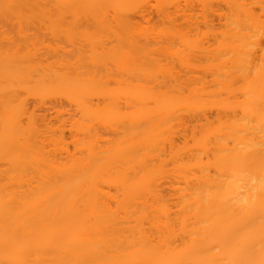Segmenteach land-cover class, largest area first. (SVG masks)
Wrapping results in <instances>:
<instances>
[{
	"label": "bare ground",
	"instance_id": "obj_1",
	"mask_svg": "<svg viewBox=\"0 0 264 264\" xmlns=\"http://www.w3.org/2000/svg\"><path fill=\"white\" fill-rule=\"evenodd\" d=\"M143 1L0 0L1 262L264 264V42L257 55L248 41L264 37L256 0L245 4L253 10L225 4L230 41L222 50L213 36L210 48L230 59L216 65L214 51L216 67L190 33L196 0H159L154 21ZM209 68L229 87L243 79L240 89L209 79L240 98L211 92Z\"/></svg>",
	"mask_w": 264,
	"mask_h": 264
},
{
	"label": "rangeland",
	"instance_id": "obj_2",
	"mask_svg": "<svg viewBox=\"0 0 264 264\" xmlns=\"http://www.w3.org/2000/svg\"><path fill=\"white\" fill-rule=\"evenodd\" d=\"M141 1H142V0H140V2H141ZM148 1L152 2L151 4H149L150 8L148 7V3H150V2H148ZM148 1H146V2L143 1V7H142V10H141V11L143 12L144 8H145V11H146V7H148V10H147V11H150V13H151V12L154 13V11H155L154 14L156 15V13H157V16H158V12L156 11L157 9H155V8H156V6H157L156 4H158L159 0H158V1H157V0H148ZM153 1H154V2H153ZM160 1H163V0H160ZM164 1H166V0H164ZM170 1H171V0H170ZM175 1H176V2L179 1L178 3H180L181 1H184V0H181V1H180V0H175ZM175 1L173 2V0H172L171 2H168V3H172V2H173V3H176ZM192 1H193V0H192ZM194 1H195V0H194ZM194 1L191 3L190 1L187 0L186 4H191V5H192V4H195ZM208 1H209V0H207V1L205 2V5L202 4V3H201L202 5H201V4H200L201 0H200V1H199V0H196V4H197V2H198V4H199V9H198V4H197V5L195 4V10H196V12H197L196 15L199 16V17L194 18V16H196V15L194 14L195 11H194V12H190V13H192V14L194 15V16L191 17V19H193V20L196 19V21H198V20L201 21V22L198 21L199 23H198V22L191 21V22H194L195 24L198 23V26H197V24H196V26L198 27V29H197L196 31H195V30H191V32H190V33H192V31H194V33L192 34V36H194V35H195V32H197L195 38H198V39H200V37H201V39L203 38L202 41H201V43H200V40L195 39V41L197 40L195 43L199 42V44H198V43H197V45L195 44L196 48H197L200 44H202V46L200 45L199 48L201 47V48H203V49L205 50V49L208 47L209 49H207V50H211V53H210V51H207V52H206V51H202V52H204V53H203V56L205 57V60H206L207 62L204 61V58H201V57L199 56V55L202 56L200 50H199V52L197 51V52H198V55H197V53H196V55L199 56V58L202 59V60H200V61H202V63H204V62H205V63H208V62H209V63H210V62L214 63L213 61L217 58V56L214 55V54H216L217 52H221V50H217V52L215 51V50L217 49V47H216L217 42L220 40V38H221L222 40H220L218 43L221 44V43H222L221 41H223V40H224V43L227 42V41H225V40L227 39L226 36L224 37L223 32H221V31H224L225 33L227 32V23H228V21H224V18H225V17H222V14H225V13L227 12V11H225L226 9H227L228 11H230V9H231V6H230L231 3H230V2H232L233 0H232V1L229 0L228 3H227V0H226V2H224L225 0H216V1H215V0H211L210 2H208ZM213 1H214V2H213ZM238 1H239V0H238ZM240 1H241V0H240ZM248 1H249V0H247V2L244 3V0H243L242 2H243L244 5H245L246 3H247V4L249 3ZM252 1H254V0H252ZM252 1H251V2H252ZM256 1H258V0H256ZM256 1H254V5H255V6L253 5V7L255 8V12H256V13H254V11H252V12H253L254 14H257V13H258V15H259V13H260L259 16L262 15V16H261V17H263L262 20H264V15H263L264 12H262V11H259V12H258L257 7L260 6V5H259V2H258V4L256 5ZM166 2H167V1H166ZM184 2H185V1H184ZM184 2H183V4H184ZM188 2H190V3H188ZM202 2H204V0H203ZM212 2H213L214 4H216V5L218 4L219 6H218V5H217V6H215V5L212 6V4H213ZM217 2H218V3H217ZM219 2H220V3H219ZM223 2H224V3H223ZM251 2H250V4H248V5H251ZM261 2H263V4H264V1H263V0H262ZM261 2H260V4L262 5ZM144 3L147 4V6H145ZM155 3H156V4H155ZM161 3H162V2H161ZM161 3H160V5H161ZM164 3H165V2H164ZM168 3H165L164 5L166 6ZM181 3H182V2H181ZM209 3H210V4H209ZM252 3H253V2H252ZM139 4H140V6H141L142 2L139 3ZM139 4H138V5H139ZM152 4H153V5H152ZM154 4H155V5H154ZM162 4H163V3H162ZM176 4H177V3H176ZM183 4H182V5L179 4V6H180V7H181V6L183 7V6L185 5V4H184V5H183ZM223 4H224V5H223ZM225 4H226V5H227V4H228V5L230 4V5L228 6L230 9H229V8H226L227 6H226ZM169 5H170V4H168V7H171V9H172V7L176 6V5H174V4H173V6H172V5L169 6ZM220 5H221V6H222V5L224 6V7L222 6L223 9L221 8ZM154 6H155V8H154ZM162 6H163V5H162ZM185 6H186V8H188V7H187L188 5H185ZM185 6H184L183 8L181 7L182 9H181V8H179V9H181V11H182L183 9H186ZM207 6H208V8H206ZM209 6H210V7H209ZM225 6H226V7H225ZM245 6H246V5H245ZM251 6H252V5H251ZM138 7H139V6H138ZM168 7H167V8H168ZM193 7H194L193 5H192L191 7H190V5H189V8H193ZM204 7H205V8H204ZM214 7L216 8V11L214 10V9H215ZM246 7L249 8L248 6H246ZM253 7H251L252 9H251V8H249V9L253 10V9H254ZM153 8H154V9H153ZM189 8H188V10L190 11ZM201 8H204V9H201ZM209 8H210V9L213 8L214 11H213V10H210ZM218 8H220V9H218ZM261 8H262V7H261ZM263 8H264V5H263ZM152 9H153L154 11H152ZM179 9H178V11H179ZM197 9H198V10H197ZM221 9L224 10V11L222 12ZM258 9L261 10L260 7H258ZM165 10H167V12H170V11H171V10L169 11V8H168V9H165ZM173 10H174V9H173ZM173 10H172V12L176 11V10H174V11H173ZM188 10H184V11L186 12V11H188ZM192 10H194V9H192ZM202 10H203V11H202ZM209 10H210V11H209ZM217 10H220V11L217 12ZM204 11H205V12L207 11V12L205 13ZM208 11H209V13H208ZM263 11H264V9H263ZM200 12L204 13V14H202L203 18H201V14H200ZM210 12H211L213 15H212ZM213 12H214V13H213ZM219 12H221V13H219ZM224 12H225V13H224ZM230 12H232V10H231ZM153 13H151V14L148 13L150 17H149V16H147V17H148L150 20H153V19L157 18V17H155V15H154V18L151 19V18L153 17ZM170 13H171V12H170ZM170 13H169V14H170ZM177 13H178V12H177ZM179 13H180V16H181V12H180V11H179ZM179 13H178V15L175 13V14H176V18H177V16H179ZM207 13H208V14H211V15H208ZM261 13H262V14H261ZM148 14L146 13L145 16L148 15ZM175 14H174V15H175ZM192 14H189V12L186 13V15H187V16L189 15V17H190ZM199 14H200V15H199ZM205 14L208 15V17H210L209 20H211V21L207 20L208 17H206ZM227 14H228V15H227ZM227 14H225V15H226V16H229V12H228ZM151 15H152V16H151ZM172 15H173V14H172ZM172 15H170L171 18L174 16V15H173V16H172ZM220 15H221V16H220ZM170 16H169V17H170ZM180 16H179V18H180ZM182 16L185 17V14L183 15V12H182ZM223 16H224V15H223ZM259 16H258V17H259ZM140 17H141V16H140ZM204 17H205V19H204ZM141 18H142V17H141ZM159 18H160V17H159ZM182 18H183V17H182ZM198 18H200V19H198ZM206 18H207V19H206ZM219 18H220V19L223 18L222 21H220ZM259 18H260V17H259ZM135 19H138V20H139L140 18H139V16H138L137 18L135 17ZM185 19H186V18H185ZM185 19L182 20V21H185ZM187 19H189V18H187ZM187 19H186V20H187ZM156 20H158V19H156ZM213 20H214V21H213ZM225 20H227V19L225 18ZM153 21H154V20H153ZM180 21H181V20H180ZM206 21L209 22V23L207 24L208 27L206 26V23H205ZM220 22H221V23H220ZM219 23H220V25H219ZM224 23H225V24H224ZM192 24H193V23H192ZM192 24L190 23V26H191ZM195 24H194V25H195ZM199 24H200V26H201V25H202V26L200 27ZM203 24H204V26H203ZM210 24H213V25H211V27H214V29H213V28L210 29V26H209ZM221 24H222V25H225L226 27H223V26L220 27ZM182 25H184V24H182ZM182 25L180 26V28H182ZM185 25H186V24H185ZM185 25H184V26H185ZM160 26H161V25H160ZM190 26H188V28H189ZM229 26H230V24L228 23V28H230ZM202 27H203V28H202ZM191 28H192V27H191ZM194 28H195V27H194ZM205 28H206V29L209 28V29H210V32H211V30H213V32H215V33H217V32L219 31L218 29H220V28H221V29H220V32L218 33L219 35H218V34L216 35V34L213 33V32H212V35H209V33H206V32H209V29H208L207 31L204 32V29H205ZM223 28H224V29H223ZM199 29H200V30H199ZM206 29H205V30H206ZM225 29H226V30H225ZM182 30H183V28H182ZM184 30H186V29L184 28ZM215 30H216V31H215ZM198 31H199V32H198ZM201 31H202V32H201ZM188 33H189V32H188ZM202 33H203V34H202ZM205 33H206V34H205ZM199 34H200V35H199ZM213 34H214V35H213ZM259 34H260V33H259ZM259 34H258V37H259ZM187 35H189V34H187ZM190 35H191V34H190ZM190 35H189V36H190ZM206 35H207V36H206ZM221 35H223V36H221ZM225 35H226V34H225ZM192 36H191V37H192ZM205 36H206V37H205ZM213 36H215V37L217 36V38H218V41H217L216 43H214V41H215V39L217 40V38L214 37V39H212ZM219 36H220V37H219ZM208 37H210L209 39H211L210 41L212 42V45H209L210 41H209V39H207ZM223 37L226 38V39H223ZM258 37L256 36L257 39H256L255 37H254V38L252 37V38L248 39V41H250V40L252 41V39H255V44H256V45L251 46V47H255V50H254L253 48H251V50L249 49V51H251V52L253 51V54L256 53L257 55L259 54V53H258V52H259V48H261V47L264 46V45H263V42H264V41H263V40H264L263 34H262V36L260 35L259 38H258ZM205 38H206V39H205ZM260 38H261V40H262V39H263V40L261 41ZM204 39H205V40H204ZM154 40H155V39H154ZM227 40H228V39H227ZM256 40H258V41H256ZM208 41H209V42H208ZM229 41H230V40H228V42H229ZM202 42H203V43H202ZM204 42H205V43H204ZM206 42H207V43H206ZM258 42H260L259 45H258ZM261 42H262V43H261ZM213 43H214V44H213ZM204 44H205V45H204ZM210 44H211V43H210ZM220 44H218V45H220ZM206 45H207V46H206ZM218 45H217V46H218ZM225 45H226V44H225ZM260 45H261V46H260ZM262 45H263V46H262ZM203 46H204V47L206 46V48H204ZM227 46H228V44H227ZM257 46H258V49L256 48ZM259 46H260V47H259ZM210 47H212V49H215L214 47H216V49H215V50H212ZM185 48H186V47H185ZM196 48L194 49V50H195L194 53H195L196 50H197ZM218 48H219V47H218ZM222 48L227 49V47H225V46L223 47V43H222V46L220 47V49H222ZM256 49L258 50V52L256 51ZM184 50L187 51L186 49H184ZM222 50H223V49H222ZM214 51H215L216 53H215ZM254 51H255V52H254ZM208 52H209V53H208ZM213 52H214V54H213ZM224 52L226 53V56H227V57H228V56L230 57V55H227V52H226V51H224ZM224 52H221V53L225 54ZM251 52H250V53H251ZM199 53H200V54H199ZM205 53L207 54L206 56H205ZM221 53H217V55H218V54H220V56L223 55V54H221ZM250 53H249V54H250ZM208 54H210L211 56H209ZM212 54H213L214 56H213ZM249 54H248V55H249ZM196 55H195V56H191L192 59L196 58V57H197ZM250 55H251V54H250ZM257 55H256V56H257ZM207 56H208L209 59L213 56V58L210 59L211 61H209V59H207ZM220 56H218V58H217L218 60L216 59V61H215V62H216V65H217V62H218L219 60H220V61L223 60V62H225V63L227 62L226 64L229 65V63H228V62H229L228 59H230V58H229V57H228V58H227V57H226V58H222V57H220ZM251 56L253 57V58H252V57H251V58L255 60L254 57H256V56H254V55H251ZM215 57H216V58H215ZM219 57L222 58V59H220ZM224 57H225V55H224ZM189 58H190V57H189ZM232 58H233V57H232ZM249 58H250V57H248V59H249ZM251 58H250V59H251ZM162 59H163V58H162ZM190 59H191V58H190ZM196 59H198V57H197ZM196 59H195V61H196ZM224 59H225L226 61H225ZM252 59L249 60V61L251 62ZM163 60H164V59H163ZM163 60H161V61H163ZM198 60H199V59H198ZM231 60L233 61V59H231ZM231 60H230V61H231ZM161 61H159V62L162 63ZM164 61H165V60H164ZM164 61H163V62H164ZM188 61H189V59H188ZM200 61H199V62H200ZM203 61H204V62H203ZM255 61H256V60H255ZM190 62H192V61H190ZM197 62H198V61H196L195 64H197ZM205 63H204V65H205ZM209 63H208V64H209ZM225 63H222V64L225 65ZM245 63H246V62H245ZM247 63H248V62H247ZM199 64L201 65V63H199ZM218 64H219V63H218ZM222 64H221V62H220L219 65L222 66ZM232 64H233V66L235 65L234 63H232ZM204 65H203V66H204ZM209 65H210V64H209ZM219 65H218V67H219ZM247 65H248V64H246V66H247ZM207 66H208V65H205V67H207ZM212 66H213V65H212ZM212 66H211V67H212ZM230 66H231V65H230ZM240 66H242V65H240ZM246 66H244V64H243L242 67H246ZM194 67H195V66H194ZM200 67H202V65L199 66V67H197V72H196V73H198V70L200 71V69H199ZM208 67H210V66H208ZM208 67H207V68H208ZM211 67H210V68H211ZM213 67H216V66H215V63H214V66H213ZM213 67H212V68H213ZM218 67H217V68H218ZM235 67H236V66H235ZM235 67H234V68H235ZM238 67H239V66H237L235 69H237ZM242 67H241V68H242ZM203 68H204V67H203ZM203 68H202L201 70H203ZM210 68H209V70L204 69V70H207V71H208V73H209V77H210ZM221 68H222L221 70H223V67H221ZM226 68H228L227 65L224 67V69H226ZM181 69H182V67H180V70H181ZM215 69H216V68H215ZM215 69H214V70H215ZM235 69H234V70H235ZM239 69H240V67H239ZM246 69H247V68H246ZM183 70H185V69H183ZM183 70H182V71H183ZM232 70H233V69H232ZM182 71H181V72H182ZM184 72H185L184 74L187 73L186 71H184ZM203 72H204V71H203ZM203 72L200 71L201 74H199L200 77H202V78H203L204 75H205V77H206V75H208L207 73L204 74L205 72H204V73H203ZM196 73H195V74H196ZM189 74H190V75L192 74V77H193V74H194V73L190 72ZM189 74H187L186 76H189ZM202 74H204V75L201 76ZM192 77H191V78H192ZM194 77H197V79H199L200 82H204V81H205V77H204V79H203L204 81H201V78H198V76H195V75H194ZM194 77H193V78H194ZM209 77L207 76L206 79H208V82H207V80H206L205 83H206V82H207L208 84L211 83V85H210L211 88L208 86V87L211 89V90H210L211 92L213 91L212 89H214V91H215L216 89L220 88V85H221V86H222V85L227 86L226 89H229V88L234 89V86H236L235 88L238 87V89H240L239 86H242V85H243V82H241L242 85H239L240 81H243V79L239 80L240 77L238 78V80H239L238 82H235V81H237V77H236V80H233L236 84H234L233 81H232V84L234 85L233 87H231L232 85L229 87V84L231 83V81H230V80H229V81L226 80V82H228V83H226V82H224L225 80H222L223 77H220V78H221V79H220V78L217 77V76H216V77H215V76H212V73H211V77H210V78H209ZM213 77H215V80H216V78H218V80H217L216 82H220L219 80L222 81V82H220L221 84L219 83L220 85L217 83V86L219 85V87H217V86L215 85V84H216L215 82H214L215 84H214L213 82H210V81H211V78H213ZM188 78H189V77H188ZM194 79H195V78H194ZM209 79H210V81H209ZM232 79H233V77H232ZM232 79H231V80H232ZM234 79H235V78H234ZM199 80H198V81H199ZM212 80H214V79H212ZM215 80H214V81H215ZM207 83H206V84H207ZM212 83L215 85V86L213 85L215 88L212 87ZM223 83H226V84H223ZM199 84H200V83H199ZM199 84H198V82H197V85H199ZM202 84H203V83H202ZM202 84H201V85H202ZM206 84H204L205 86L203 85L205 88H206V86H207ZM201 85H199V86H201ZM237 85H239V86H237ZM208 87L206 88V90L208 89ZM222 87H223V86H222ZM228 87H229V88H228ZM221 89H222V88H221ZM221 89H219V91L216 90V93H217V92L219 93V95L217 94L216 96H220V94H221V92H222L223 94H221V96L223 97V95H224V97H225L226 93L224 94V92H225V91L228 92V90H224L225 87H224V89H222V90H221ZM232 89H231V92H232ZM220 90H221V91H220ZM235 90H236V89H235ZM207 91H208V90H207ZM210 91H209V92H210ZM229 91H230V90H229ZM211 92H210V93H211ZM231 92L227 93V95H228V94H231ZM240 92H241V91H240ZM234 93L237 94V91H236V92L234 91ZM234 93L232 92L233 97L236 96V95H234ZM238 93H239V92H238ZM232 94H231V95H232ZM213 95H214V92H213ZM227 95H226V96H227ZM216 96H214V97H216ZM229 96H230V95H229ZM229 96H228V97H229ZM238 96H239V98H240L241 93H240V95H238ZM238 96H236V97H238ZM231 97H232V96H231ZM233 97H232V98H233ZM216 98H217V97H216ZM219 98H220V97H219ZM225 98H226V97H225ZM1 162H2V158H1V153H0V168L5 167L6 164H4L3 162H2V163H3V164H2ZM1 164H2L3 166H2ZM12 202H13V200H12ZM12 202H11V203H12ZM0 203H2V202L0 201ZM11 203H10V204H11ZM3 205H4V204H3ZM3 205H0V206H1L2 208H4ZM5 205H6V204H5ZM12 205H13V203H12ZM0 211H4V209L1 210V208H0ZM14 212H15V211H14ZM1 213H3V212H0V214H1ZM12 214H13V213H12ZM1 216H2V218H3V215H0V218H1ZM10 216H11V214H10ZM12 216L14 217V215H12ZM12 216H11V217H12ZM2 218L0 219V220H2V221H0V228L3 229V226H1V225H2V222H3V219H2ZM4 231H5V230H4ZM4 233H5V232H4ZM4 233H3V230L0 229V238H1V234H2V237H3V234H4ZM13 244H14V243H13ZM5 260H6V259H5ZM0 264H7V263H6V261H5V262H1V261H0Z\"/></svg>",
	"mask_w": 264,
	"mask_h": 264
}]
</instances>
